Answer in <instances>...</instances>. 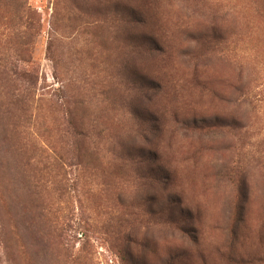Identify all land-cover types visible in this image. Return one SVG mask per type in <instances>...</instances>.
<instances>
[{
	"label": "rangeland",
	"instance_id": "1",
	"mask_svg": "<svg viewBox=\"0 0 264 264\" xmlns=\"http://www.w3.org/2000/svg\"><path fill=\"white\" fill-rule=\"evenodd\" d=\"M0 264H264V0H0Z\"/></svg>",
	"mask_w": 264,
	"mask_h": 264
}]
</instances>
